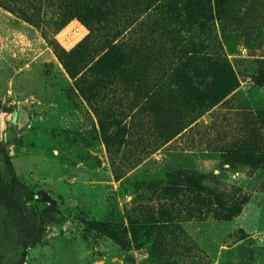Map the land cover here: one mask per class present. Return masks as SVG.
<instances>
[{
  "label": "rangeland",
  "instance_id": "374dc122",
  "mask_svg": "<svg viewBox=\"0 0 264 264\" xmlns=\"http://www.w3.org/2000/svg\"><path fill=\"white\" fill-rule=\"evenodd\" d=\"M165 1L0 0V264H264V0Z\"/></svg>",
  "mask_w": 264,
  "mask_h": 264
},
{
  "label": "trees",
  "instance_id": "16d2710c",
  "mask_svg": "<svg viewBox=\"0 0 264 264\" xmlns=\"http://www.w3.org/2000/svg\"><path fill=\"white\" fill-rule=\"evenodd\" d=\"M157 1L159 2L162 0ZM200 5H202L201 0H168L163 4V6L168 7L169 12H174L176 14L179 12V17L181 18L183 17L181 13L198 9ZM196 52H199V50L196 49L195 53ZM178 71L187 73L183 82L185 90H183L182 93L180 92V95L182 96V94H185L187 98L186 101L188 102L191 98H196L200 102L204 100L205 102V97H201L204 92L194 88L193 84H190L189 80L192 79L189 73L206 71L215 75L212 82V92L207 95L210 100L209 103H206L207 106L220 102L240 84L239 76L236 74L233 67L229 65L228 61L214 58L213 55L202 54L190 65L188 62H181L178 66Z\"/></svg>",
  "mask_w": 264,
  "mask_h": 264
}]
</instances>
